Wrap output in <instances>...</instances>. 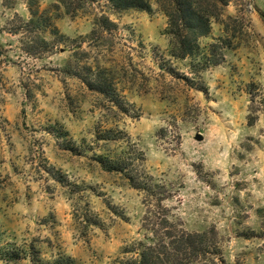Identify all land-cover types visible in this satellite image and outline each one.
<instances>
[{
	"label": "rangeland",
	"instance_id": "1",
	"mask_svg": "<svg viewBox=\"0 0 264 264\" xmlns=\"http://www.w3.org/2000/svg\"><path fill=\"white\" fill-rule=\"evenodd\" d=\"M194 1L209 31L197 46L179 18L186 56L157 0L151 13L39 0L62 35L44 32L47 45L28 0H0V264H114L145 240L143 193L97 160L123 148L98 140L109 129L143 152L173 220L215 231L225 264H264V0ZM100 74L113 98L89 87ZM8 243L20 260H2Z\"/></svg>",
	"mask_w": 264,
	"mask_h": 264
},
{
	"label": "trees",
	"instance_id": "2",
	"mask_svg": "<svg viewBox=\"0 0 264 264\" xmlns=\"http://www.w3.org/2000/svg\"><path fill=\"white\" fill-rule=\"evenodd\" d=\"M116 13L126 10H138L151 13L153 11L152 0H108ZM160 7L169 18V27L171 32L181 41V48L186 56H196L195 45L192 39H181L179 32V18L182 25L188 26L189 32L194 36L196 43L198 38L207 36L208 20L204 13L198 10L194 0H174L172 12L166 9L160 0ZM28 9L31 18L26 26L33 25L34 37L38 43L48 44L43 33L50 31L55 38L60 35V31L52 21V16L47 11H41L39 0H28ZM264 18V12H261ZM95 25L102 28L112 30L117 24L107 16H97ZM34 42V41H33ZM32 42V43H33ZM197 46L198 43H197ZM29 46V53L36 54ZM40 47V44H39ZM89 87L99 93L105 94L113 98L111 85L108 84L102 75H98L92 83L88 82ZM204 86L201 90L205 91ZM254 100V99H252ZM113 102L122 107V103L113 99ZM251 124L255 122V117L251 116ZM61 138H67L69 133L64 131H56ZM98 140H103L106 145L116 142L121 143L123 148L110 150L105 148L102 154L97 156V160L101 167L114 173H121L128 181L129 185L144 195V201L147 203L148 210L143 220V229L147 232L145 240H140L134 245L125 248L126 256L118 258L114 264H197V263H213L225 264L222 249L216 237V232L210 235L208 231L193 232L184 228L178 219L173 220L170 216V209L164 205V201L168 198L166 195V186L158 181L152 174L143 168L142 162L145 160L144 154L132 144L127 133L117 132L109 129L102 135H98ZM69 147V144H67ZM54 178L64 182L63 177L54 175ZM15 244L2 245V260L6 263L15 262L21 259L19 248L14 247ZM12 247V248H10ZM31 255L34 262L39 261L36 256ZM71 256H65L56 264H74Z\"/></svg>",
	"mask_w": 264,
	"mask_h": 264
},
{
	"label": "water",
	"instance_id": "3",
	"mask_svg": "<svg viewBox=\"0 0 264 264\" xmlns=\"http://www.w3.org/2000/svg\"><path fill=\"white\" fill-rule=\"evenodd\" d=\"M197 139L202 140V139H203L202 135L199 134V135L197 136Z\"/></svg>",
	"mask_w": 264,
	"mask_h": 264
}]
</instances>
